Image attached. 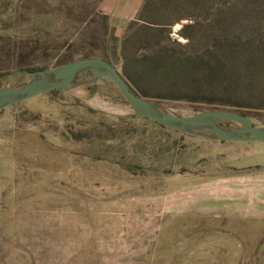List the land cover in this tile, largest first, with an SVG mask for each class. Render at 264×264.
Instances as JSON below:
<instances>
[{"label":"rangeland","instance_id":"374dc122","mask_svg":"<svg viewBox=\"0 0 264 264\" xmlns=\"http://www.w3.org/2000/svg\"><path fill=\"white\" fill-rule=\"evenodd\" d=\"M96 3L0 0V87L100 58L168 112L237 104L264 127V7L156 0L160 15L125 46L139 9L107 24ZM178 15L188 18L166 25ZM0 264H264V142L162 127L136 117L108 79L81 74L2 108Z\"/></svg>","mask_w":264,"mask_h":264},{"label":"water","instance_id":"95a60500","mask_svg":"<svg viewBox=\"0 0 264 264\" xmlns=\"http://www.w3.org/2000/svg\"><path fill=\"white\" fill-rule=\"evenodd\" d=\"M78 74L94 80L108 79L115 85L136 117L151 120L162 127L181 132L198 133L204 137L222 141L264 142V127L255 126L246 115L237 111L205 109L193 115L182 116L162 109L157 103L135 94L118 70L100 58H81L51 69L8 76V83L0 87V109L50 91L68 88L73 85ZM221 120L234 122L239 126L223 128L218 124ZM204 129L207 132L203 133Z\"/></svg>","mask_w":264,"mask_h":264},{"label":"trees","instance_id":"16d2710c","mask_svg":"<svg viewBox=\"0 0 264 264\" xmlns=\"http://www.w3.org/2000/svg\"><path fill=\"white\" fill-rule=\"evenodd\" d=\"M253 1L256 4V7L257 8L264 7V0H253ZM155 7H156V0H143L142 5L139 8V11H138L136 20L128 23V26L126 27V32H125V36H124L125 46L128 43V37H129V34L131 32H134V31L138 30L139 28H141V26L142 27H149L148 24L141 23V25H139L138 22H142V21L145 22L146 21L145 19H147L145 17H155L156 15L157 16L160 15L161 12H159L157 9H155ZM177 7H178V9L180 8V6H177ZM184 18H188V16L187 15H178L176 18H174L173 20H171L169 23H166V25L170 27V26L174 25L176 22H179L180 20H182ZM162 25H164V24H162ZM188 27H191V26L190 25H184L178 31V34L180 36H182L183 38L187 39V45H189V43L191 42V37L185 35L183 33V30L186 29V28H188ZM223 39H227V38H223ZM222 41H223L222 39H219L217 41V44L220 46L221 43H222ZM239 42L240 41L237 42L238 49L239 50H242L241 53H243L244 52L243 50H246L247 49L246 46H245L246 44L245 43H242V42H240V44H239ZM224 43H225V46H227V40H224ZM192 62L195 63L191 58L186 57V59L184 60L185 67L188 66L189 64H191ZM203 68H207V67H203ZM208 68H210V67H208ZM128 86L138 96H140L142 98H145V99H148V98L144 97L145 95H141V94L139 95V93H137L129 84H128ZM148 100H150V99H148ZM150 101H152V100H150ZM152 102H154V101H152ZM155 103H157V102H155ZM157 104L161 106V104H159V103H157ZM219 105L222 106V107H226V110H233V109H229V107H232V106L233 107H240V105H237V104H229V103H221ZM215 109H218V107L215 108ZM234 111H236V110H234Z\"/></svg>","mask_w":264,"mask_h":264},{"label":"crops","instance_id":"0c3cea01","mask_svg":"<svg viewBox=\"0 0 264 264\" xmlns=\"http://www.w3.org/2000/svg\"><path fill=\"white\" fill-rule=\"evenodd\" d=\"M93 14L99 11V14L106 18L107 24H117L126 20L131 12L137 11L142 5L143 0H96ZM87 18H91L89 15ZM52 23V21L50 22Z\"/></svg>","mask_w":264,"mask_h":264},{"label":"bare ground","instance_id":"6f19581e","mask_svg":"<svg viewBox=\"0 0 264 264\" xmlns=\"http://www.w3.org/2000/svg\"><path fill=\"white\" fill-rule=\"evenodd\" d=\"M80 82V81H79Z\"/></svg>","mask_w":264,"mask_h":264}]
</instances>
